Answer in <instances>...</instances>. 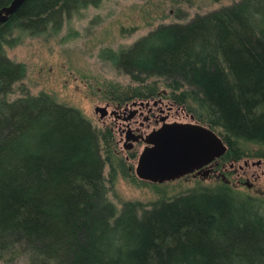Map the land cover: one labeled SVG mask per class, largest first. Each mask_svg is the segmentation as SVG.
Instances as JSON below:
<instances>
[{
  "label": "trees",
  "instance_id": "1",
  "mask_svg": "<svg viewBox=\"0 0 264 264\" xmlns=\"http://www.w3.org/2000/svg\"><path fill=\"white\" fill-rule=\"evenodd\" d=\"M104 1L26 0L0 24V264H264L263 199L215 183L117 209L108 183L139 180L111 131L44 94L8 99L25 67L6 48ZM103 54L140 85L130 96L112 88L113 99L156 95L162 81L167 99L224 141L225 162L264 159V0L160 25Z\"/></svg>",
  "mask_w": 264,
  "mask_h": 264
},
{
  "label": "rangeland",
  "instance_id": "2",
  "mask_svg": "<svg viewBox=\"0 0 264 264\" xmlns=\"http://www.w3.org/2000/svg\"><path fill=\"white\" fill-rule=\"evenodd\" d=\"M238 1L105 0L98 7L81 9L65 21L59 31L38 37L24 36L16 46L6 48L7 58L25 67L24 79L8 99L44 94L57 104L78 110L94 129L102 130L100 117L94 114V109L112 99L109 90L121 88L130 96L132 89L140 86L116 70L105 58L104 51L125 50L160 25L186 23L196 15H204ZM156 86L159 92L165 90L162 81H158ZM169 121L184 123L189 122V118L179 114L171 116ZM246 149L256 152L259 147L247 144ZM258 161L256 158L243 159L234 169L248 162L254 172L256 167L251 165ZM260 171H264V160L258 174ZM104 174L108 178V166ZM227 179L231 182L229 187L238 194L264 200V175L257 180L243 179L241 185L234 184L231 174ZM215 183L189 179L152 186L118 173L113 182L108 183L107 198L117 209L126 202L141 203L149 209L157 201L171 199L196 188L211 187Z\"/></svg>",
  "mask_w": 264,
  "mask_h": 264
},
{
  "label": "water",
  "instance_id": "3",
  "mask_svg": "<svg viewBox=\"0 0 264 264\" xmlns=\"http://www.w3.org/2000/svg\"><path fill=\"white\" fill-rule=\"evenodd\" d=\"M26 0H12L0 9V24L15 14ZM104 107H96L94 114L105 116ZM163 124L143 140L134 168L137 180L154 185L178 181L221 158L227 152L224 141L209 127L194 123ZM130 139L127 137L126 142ZM129 148H126L128 150Z\"/></svg>",
  "mask_w": 264,
  "mask_h": 264
},
{
  "label": "flooded vegetation",
  "instance_id": "4",
  "mask_svg": "<svg viewBox=\"0 0 264 264\" xmlns=\"http://www.w3.org/2000/svg\"><path fill=\"white\" fill-rule=\"evenodd\" d=\"M164 99L167 102H164ZM102 107L106 109L105 116L100 119L103 130L109 129L113 134L117 153L129 165L128 171L133 176L138 156L145 147L143 140L147 135L158 130L164 123H182L178 121L170 122L169 119L173 115L184 114L186 117L188 116L189 122H191L190 116L184 112L182 107L167 99L166 92H158L150 97H129L123 101L112 98ZM192 122L195 123L194 119ZM127 137L130 139L128 142H126ZM126 148L129 149L126 150ZM263 160L259 159L257 163L251 165V167H256L253 172L250 170L248 162H245L244 166H238L239 168L234 169L236 164L242 160L225 162L221 157L203 169L178 181L189 179L198 181L212 180L216 183H224L231 186V182L227 179V176L231 174V176H234V184L241 185L243 179L250 177L257 180L261 175H264V171H260L259 174L257 172ZM247 186L248 188L250 187L249 185Z\"/></svg>",
  "mask_w": 264,
  "mask_h": 264
}]
</instances>
